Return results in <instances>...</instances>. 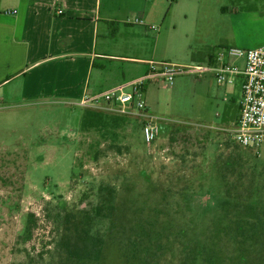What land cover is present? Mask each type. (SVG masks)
Instances as JSON below:
<instances>
[{
  "label": "rangeland",
  "instance_id": "374dc122",
  "mask_svg": "<svg viewBox=\"0 0 264 264\" xmlns=\"http://www.w3.org/2000/svg\"><path fill=\"white\" fill-rule=\"evenodd\" d=\"M101 2L116 21L101 34L125 57L107 62L108 81L150 63L185 71L147 82L160 137L147 147L139 119L106 112L85 126L76 105L0 108V264H50L69 248L88 264H264V141L235 142L239 82L189 70L224 45L264 46V0Z\"/></svg>",
  "mask_w": 264,
  "mask_h": 264
},
{
  "label": "crops",
  "instance_id": "0c3cea01",
  "mask_svg": "<svg viewBox=\"0 0 264 264\" xmlns=\"http://www.w3.org/2000/svg\"><path fill=\"white\" fill-rule=\"evenodd\" d=\"M101 1L0 0V108L78 106L87 96L134 81L121 82L114 76L108 81L107 62L125 57L111 54L109 36L101 34L116 24L114 16H102ZM257 9L250 10L254 19ZM115 34L125 40V31L116 28ZM228 47L208 54L207 65H217L218 51ZM231 63L240 69L245 65L243 60ZM243 81L241 76L233 81L240 83L241 93Z\"/></svg>",
  "mask_w": 264,
  "mask_h": 264
},
{
  "label": "built area",
  "instance_id": "2783aa9c",
  "mask_svg": "<svg viewBox=\"0 0 264 264\" xmlns=\"http://www.w3.org/2000/svg\"><path fill=\"white\" fill-rule=\"evenodd\" d=\"M135 24L143 25V22L136 20ZM151 29L154 30L153 27ZM232 60H243L244 68L232 64ZM216 61L217 65L195 66L189 70L199 76L212 75L219 86L232 83L239 76L244 79L233 136L241 147L259 149L264 141V46L249 50L223 48L218 51ZM150 65V74L99 95L87 96L78 107L136 117L141 122L144 144L151 147L160 137L161 130L145 101L147 82L163 77L169 87L175 77L185 71L171 65H160L162 71L156 72V64Z\"/></svg>",
  "mask_w": 264,
  "mask_h": 264
},
{
  "label": "trees",
  "instance_id": "16d2710c",
  "mask_svg": "<svg viewBox=\"0 0 264 264\" xmlns=\"http://www.w3.org/2000/svg\"><path fill=\"white\" fill-rule=\"evenodd\" d=\"M106 113L100 112V111H96V110H92V109H86V116H85V126H89V127H98V124L101 120V118L103 119V115H105ZM114 114L118 117H120L122 120L125 119V121L129 118V116H124V115H119L116 113H111ZM182 126H177V127H183ZM174 128H176V126H172L171 129L174 130ZM32 218V217H30ZM89 226V225H88ZM32 230L30 229V227H28L25 231L26 235L29 236L31 234ZM89 232V231H88ZM86 234V232H85ZM79 252L76 250L71 251V249L69 248L67 250V253L62 255L60 252H58L57 254L54 253L53 255V261L50 264H88V259L81 257L79 254Z\"/></svg>",
  "mask_w": 264,
  "mask_h": 264
}]
</instances>
